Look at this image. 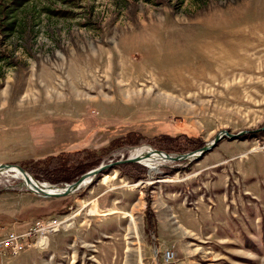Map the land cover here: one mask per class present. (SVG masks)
<instances>
[{"label": "rangeland", "instance_id": "obj_1", "mask_svg": "<svg viewBox=\"0 0 264 264\" xmlns=\"http://www.w3.org/2000/svg\"><path fill=\"white\" fill-rule=\"evenodd\" d=\"M220 131L246 134L189 163L112 166L64 199L0 175V226L64 220L5 264H264V0H0V164L85 150L97 168ZM222 210L225 239H208Z\"/></svg>", "mask_w": 264, "mask_h": 264}, {"label": "water", "instance_id": "obj_2", "mask_svg": "<svg viewBox=\"0 0 264 264\" xmlns=\"http://www.w3.org/2000/svg\"><path fill=\"white\" fill-rule=\"evenodd\" d=\"M244 134H246V132H239L235 135L232 134H228L225 131H220L218 132V134H216L215 137L211 138V140L208 143H205L202 146V149H198L195 152H189L187 153H183V154H177V155H170V154H163L162 152L156 151V150H150V149H146V152L144 151L142 154L138 155L137 157L133 156L132 158L130 156H128L127 158L120 160L119 162H113L111 164H106L105 166L103 165H99L97 168L92 169L91 171H87L83 174H81L80 176L77 177L76 180H74L73 182L69 183V184H64L63 186H54V185H50L48 186V184H46V190H42L40 189V185L43 183H38V186H34V184L30 183L28 180V175L25 173L24 170L19 169L17 166L15 165H11V164H0V173L7 171V170H14L16 171L19 176L20 179L19 180V188L23 189L24 191H26L27 193L33 195L34 197H40L43 199H59V198H65L70 196L71 194H73L74 192H77L78 189L80 187H83L85 185L91 184L92 179L99 174L101 171H105V169H109L112 166L118 165L119 164H139V159H141L142 155H146V154H157L159 156H162V160L164 162H181V161H186V162H191L194 161L196 159H198L199 157H202V155H204L205 153H207L208 151H211V149H213L216 145V143L222 139H226L228 141L230 140H235L237 137L240 136H244ZM22 180L28 184V187L30 189H28L27 187H24ZM84 182H86V184H83Z\"/></svg>", "mask_w": 264, "mask_h": 264}, {"label": "trees", "instance_id": "obj_3", "mask_svg": "<svg viewBox=\"0 0 264 264\" xmlns=\"http://www.w3.org/2000/svg\"><path fill=\"white\" fill-rule=\"evenodd\" d=\"M176 150L181 149L176 148ZM139 162H143L149 168V164L146 161ZM97 163L98 158L95 153L76 150V152L72 151V153L59 152L57 155H50L48 158L40 160L34 167L29 166L27 169L26 167L23 169L34 179L47 182L49 185L63 186L64 184L73 182L81 174L95 168ZM131 166L130 164H121L118 169L130 168ZM141 174V171H136V174L133 176L134 181L140 179ZM149 226H152L151 222Z\"/></svg>", "mask_w": 264, "mask_h": 264}, {"label": "built area", "instance_id": "obj_4", "mask_svg": "<svg viewBox=\"0 0 264 264\" xmlns=\"http://www.w3.org/2000/svg\"><path fill=\"white\" fill-rule=\"evenodd\" d=\"M64 222L60 216H53L46 219L32 220L26 226L10 223L9 227L0 226V264H5L7 260L16 257L21 252L29 248L43 249L48 242L47 235L55 232ZM45 240L44 246L42 241ZM161 258L168 263L172 258L169 250L161 254Z\"/></svg>", "mask_w": 264, "mask_h": 264}, {"label": "crops", "instance_id": "obj_5", "mask_svg": "<svg viewBox=\"0 0 264 264\" xmlns=\"http://www.w3.org/2000/svg\"><path fill=\"white\" fill-rule=\"evenodd\" d=\"M169 208V210H170V208H171V206H167V209ZM199 208H201V207H199V206H196L195 208H194V210L195 211H197ZM160 210V209H159ZM159 210H157V211H159ZM166 210V209H165ZM157 211H155V213L157 212ZM223 211L224 210H222V214L221 215H219L220 216V218H219V216H218V218H219V220H217V221H212V222H209V223H207L209 226H208V228H209V235H208V239H212V235L213 234H217L216 236H217V239L219 240V242L220 241H222V239L224 240L225 239V236L224 235H226V231H225V229H229V224L228 223H232V219H231V217L230 216H228L227 215V212H226V210L224 211V214H223ZM154 213V211H153V214H155ZM196 215H199V218H200V222L198 223V221L196 222V225L197 226H201L202 225V218H201V216H202V214L199 212V211H197V213H196ZM217 217V216H216ZM154 220L156 221V223H155V233L157 232V229H158V225H157V223L158 222H160V221H158V219H156L155 218V216H154ZM206 221V220H205ZM211 221V220H210ZM205 223V222H204ZM159 230V229H158ZM196 230V229H195ZM193 231L192 232V234L194 235V236H196V234H198L196 231ZM189 232V231H188ZM166 235H167V237H165L167 240H169V241H171V240H173L174 239V237L176 236V233L173 231V229L172 228H169L168 230H166ZM191 233V232H190ZM251 232H250V234L247 236V239L249 238V244H251Z\"/></svg>", "mask_w": 264, "mask_h": 264}, {"label": "bare ground", "instance_id": "obj_6", "mask_svg": "<svg viewBox=\"0 0 264 264\" xmlns=\"http://www.w3.org/2000/svg\"><path fill=\"white\" fill-rule=\"evenodd\" d=\"M146 152V150L144 149V148H139V149H137V151H135L134 153H132V155H130V157L132 158L133 156H135V157H137L138 155H140V154H142L143 152ZM143 159H146V160H149V161H151L154 165L152 166V168H151V171L152 170H154V168H157L159 165H161V163L163 162V158H162V156H159V155H157V154H146V155H142L141 156ZM140 163V162H139ZM141 164V163H140ZM11 175L13 178H17V179H20V176H19V174L16 172V171H14V170H7V171H4V172H2V173H0V175ZM21 180V179H20ZM28 180H29V182L30 183H32V184H34V186L36 187V186H38V183H35L34 182V180L33 179H31L30 177H28ZM22 183H23V185H24V187H27L28 189H30L29 187H28V184L27 183H25L23 180H22ZM83 184H86V182H84ZM46 184H41L39 187H40V189H42V190H46ZM44 242H45V240H43L42 241V246L44 245Z\"/></svg>", "mask_w": 264, "mask_h": 264}]
</instances>
